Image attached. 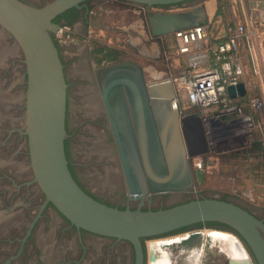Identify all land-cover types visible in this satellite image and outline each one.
Returning a JSON list of instances; mask_svg holds the SVG:
<instances>
[{
    "label": "water",
    "instance_id": "water-1",
    "mask_svg": "<svg viewBox=\"0 0 264 264\" xmlns=\"http://www.w3.org/2000/svg\"><path fill=\"white\" fill-rule=\"evenodd\" d=\"M86 1L89 0H53L34 7L19 0H0V35L12 41L26 73L25 130L21 134L28 142L27 185H35L43 196L37 218L50 204L71 227L126 243L134 253V264L143 263L144 239L216 223L235 232L255 263L264 264V224L235 203L200 198L165 209H141L144 200L149 202L153 194L193 191L189 161L206 152V143L199 114L180 116L173 82L166 79L147 84L143 69L132 61L100 67L94 76L127 195L129 200H137L138 206L134 210L110 207L90 197L74 181L63 145L66 85L52 38L59 25L53 19ZM124 1L147 8L153 37L207 23L203 6L179 13L151 10L191 0ZM226 91L231 99L246 94L243 83L229 86ZM32 226L33 223L20 239V247ZM150 250L149 260L154 261Z\"/></svg>",
    "mask_w": 264,
    "mask_h": 264
},
{
    "label": "rangeland",
    "instance_id": "rangeland-1",
    "mask_svg": "<svg viewBox=\"0 0 264 264\" xmlns=\"http://www.w3.org/2000/svg\"><path fill=\"white\" fill-rule=\"evenodd\" d=\"M252 2H260V0H191L178 7L164 6L151 10L158 13H179L196 6H203V8L204 5L207 8L212 6L215 15L209 21L208 33L213 41H217L227 34L229 27L247 24L244 22L252 21L251 19H253L251 24H258L254 20L259 19V9H254L252 13ZM147 11V8L143 6L124 0H99L93 5V9L84 23L68 26L71 29L70 32L52 36L53 41L65 43L67 49L70 50L72 63L68 72L69 78L75 83L78 81L73 89L76 96L70 97L67 127L82 140L77 144L70 143L68 158L74 165L79 180L85 184L88 190L94 196L110 202H115L123 192L122 177L118 175L120 170L116 164L115 166L112 164V162L116 163V149L112 143H108L107 139H104L105 134L102 130H98V125H92L88 120L102 111L100 100L96 98V84L91 76L93 68L98 69L114 63L97 64L94 51L103 47L119 51V62L132 61L139 65L143 69L147 84L177 78L187 67L186 58L178 56L172 34L159 37L151 35L146 18ZM17 57L16 50L12 48V41L4 40L3 35H0V117L4 118L2 122L7 126H23L24 128L23 117H21L24 116L25 111L22 73L19 70L21 65L19 66L17 62L10 65L12 60L18 59ZM6 65L8 66L7 69L5 68L7 72L4 71L6 72L4 74L2 69ZM11 70L14 71L12 75L9 74ZM82 79L92 82V91L88 95L84 94V87L80 84ZM175 93V101L181 113L199 114L202 119L206 143V152L189 161L193 179L191 200H198L203 196L212 199L233 198L239 204L251 208L263 216L264 107L253 116L252 124L247 125L238 120L214 119L212 115L203 114L196 107L190 106L185 93L179 92L176 87ZM249 93L252 96L260 97L258 91L255 92L251 89ZM96 111L98 112L95 114ZM90 131L93 133L92 135L87 134ZM20 147V143L16 147L9 143L7 152L3 154L2 165L15 163L21 172L22 164L19 160L24 156L22 149L17 156V162L14 161L15 159H11L14 152ZM68 158L66 157L69 162ZM197 163H201L200 167L196 166ZM95 164H99V168L95 167ZM9 171L11 170L9 169ZM23 194L25 191L20 195ZM8 200L6 198L3 202L7 203ZM39 205L40 203L36 201L30 210L18 212L19 217L13 215L15 212L2 216L3 212L0 211V264H74L73 261L76 260V257H74L73 250L69 249L76 247L77 240L68 235H62L58 217L50 212L45 215L43 221L38 223L32 234V239L40 251L39 257L42 259V263H40L39 257L30 263L28 255H23L14 261L10 257L1 255V252L4 254L10 252L11 256L15 254L18 243L10 242V240L13 241L17 233L21 235V239L28 223L25 226L20 224L18 228L13 226L22 217L26 221L27 218L35 216ZM3 218L10 221L3 220ZM212 230L225 231L236 237L243 244L242 246L254 264V259L244 241L235 232L222 227H199L182 233L146 239L142 241L146 259L150 249L151 253H154V248L150 247V243L153 241L193 233L194 235L181 244L162 246L165 243L161 242L160 247L166 249L169 255L171 254L174 264H189L187 261L189 254L199 251L202 245L201 264H230L233 257L226 252V248L216 245L211 238L205 235V232ZM101 246H103V242L100 241L91 243V256H94L91 261L87 262H91V264H120V255L113 257L108 255L107 259L106 257L99 259L98 257L104 255L105 244L103 247ZM113 250L116 253L118 248L113 247ZM26 251L28 252V249ZM122 253L125 251L122 250ZM155 256L158 258L159 255ZM87 262L83 264H87Z\"/></svg>",
    "mask_w": 264,
    "mask_h": 264
},
{
    "label": "flooded vegetation",
    "instance_id": "flooded-vegetation-1",
    "mask_svg": "<svg viewBox=\"0 0 264 264\" xmlns=\"http://www.w3.org/2000/svg\"><path fill=\"white\" fill-rule=\"evenodd\" d=\"M19 1H21L25 4H28V5L34 6V7H41V6L45 5L46 3L51 2L53 0H31V1L19 0ZM38 1H41V2L39 3ZM98 1L99 0H89V1H86L82 4H80L79 7L69 8L66 11L62 12L61 14L57 15L53 19V21L56 22V19L59 20L60 22L71 21L72 26H75L76 23H84L86 21L88 15L92 11L93 5H95L96 2H98ZM183 4L184 3L174 5V6L178 7V6L183 5ZM56 48H57V53H58V56H59V59H60L61 65H62L63 76H64L65 85H66L65 117H64L65 137L63 139V145H64L65 157L68 158L69 157L68 156V154H69L68 149L70 147V143L74 142L75 144H77L78 142H81V140H82L76 134H74L73 131L69 130L67 127V125H68V109H69V106L71 103L70 97L76 96L73 89L75 88V85H77L78 81H76V83H75L72 79L69 78L68 72H69L70 64L72 63V61H71L72 60V54H70V50L67 49V47L65 46V43H63L61 41H57ZM15 62H17L19 64V66L21 65L19 70H21V73H22V82H23L22 86H23V93H24V99H25V93H26V87H27L25 68L20 63L19 59L12 60L10 65H13V63H15ZM7 67L8 66L6 65L2 69L4 74L7 72L6 71ZM17 69H18V67L16 68V70ZM95 70L96 69L93 68L91 76L94 79V82L96 84V93H97L96 98H98L100 100V103L102 106V111H100V112L96 111L95 114L98 112L97 116L92 117L91 119L88 120V122H90L92 125H98V130H102L104 132L103 134H105L104 139L106 138L107 142L112 143L115 147V143H114L113 136L111 133V129L109 126L107 115L105 113V109L103 107L101 96H100V93H99L98 88H97V83H96L95 76H94ZM4 71H6V72H4ZM12 73H14V71L11 70L9 72V74L12 75ZM80 84L84 87V90H85L84 94L88 95V93H90V91H92L91 80L82 79V82ZM24 104H25V101H24ZM23 111L24 110L22 109V112ZM188 114H191V113L183 114L180 112V116L188 115ZM21 117H23V116H21ZM3 120H4V118L0 117V200H1L0 201V211L2 210V212H3L2 216L7 215L9 213L13 214L15 212L13 215H17L19 217L18 212L22 213L25 210H30L31 208H33L36 201H38L41 204L43 202V196L41 195V193L39 191H37L35 189V185H27V182L29 181V176H30V171L27 167V163H28V160H27V158H28V145L27 144H28V142H27V137L25 135L21 134V131L24 132L25 129L23 128V126L22 127H18V126H14V125L13 126H11V125L7 126L6 124H4V122H2ZM4 127H6V128L4 129ZM87 134L92 135L93 133L90 131V132H87ZM100 138L102 140V137H100ZM9 143L13 144L14 147H16L18 143L21 144V147L18 150H16V152H14V155L11 158V159H15L14 161L17 162L18 161L17 156L19 155V153L21 152V149H22L24 156L21 160H19L22 164L21 172H20L19 167L17 168L15 163L12 165H9V164L8 165H2V158L4 157L3 154H4V152H7L6 150L8 149ZM67 163H68V166L71 168V172L73 173V176H74L75 180L77 181L78 185L81 187V189L86 194H88L93 199H95V200H97V201H99L105 205H110L111 207L118 208V209L122 208V209L134 210L137 208L139 202L137 200H129V197L127 195V189L125 186V182L123 179V175L121 172V167H120V163H119L118 158H116V163L112 162V164L114 166L116 164V167L119 168V170H120V173L118 175H120L122 177L123 192L120 194V196L118 197V199L115 202H110V201H107L106 199L94 196L88 190V188L85 186V184L79 180V178L77 176V172L75 171V168H74V165L72 164V162H70V159H69V162L67 161ZM94 166L99 168V164H95ZM9 169L11 171H9ZM24 191H25V194L20 195ZM190 193L191 192H181V193L175 192V193L153 194V195H151L149 202L146 199L144 200L143 205L141 206V209L142 210H159V209L170 208L172 206H175L177 204H180V203H183V202H186V201L192 199L190 196ZM6 198L9 200L7 203H4L3 201ZM201 198H207V197L203 196ZM210 199H212V198H210ZM217 199L232 202V203L239 205L240 207L245 209L249 214H251L253 217H255L257 220L261 221L264 224V215L262 216L261 214H259V212H256L251 208H248L246 206L239 204L238 202H236L235 199L227 198V197H225V198L218 197ZM19 201L22 202V204L20 203L17 205V203ZM39 206L37 207L38 211H39ZM49 212L52 213L54 216H57L58 219L60 220V226H61L60 232L62 233V235H65V236L68 235L69 237L75 238L77 240L76 241L77 242L76 247L74 249H71V251L73 250V253L75 255L74 257H76V260L73 261L74 264H83L85 261H88L90 259V257H91L90 246H91V243L93 242V244H94L95 241L103 242V246L105 244V249L103 250L104 255L102 254V256L98 257L99 259L104 258V257H106V259H107L108 255L112 256V257L115 255H120L119 256L120 257V260H119L120 264H134V262H135L134 253L131 251V249H128L129 247L127 246L126 243H124L122 241H116L113 239L96 237V236L90 235L84 231H81V230L79 231V230L75 229L74 227H71L67 223L66 220H64L63 218L61 219L59 214L52 208V206L50 204H48L43 209V211L41 212V214L38 218H37V214H38V212H37V214L35 216H31V217L27 218L28 220H26V221L22 217V218H20V221L17 220V222H15L13 227H16V228H18L20 226V224L25 226L28 223V226L26 227V230L22 234V237L25 235L28 227L32 223H33V226H32V229L29 233V236L26 238L22 247H20V236L21 235L19 233H17L15 235L16 238L13 239V241L10 240V242L18 243L16 252L13 256H11L12 254L10 252H7L5 254L3 252H1V255L10 257V259H12L13 261L20 259V257H22L23 255H28V256H30V258H29L30 263L35 258L39 257L40 251L36 246V242L32 239V234H33L35 227L38 225V223L43 221L45 219V215ZM262 213L264 214L263 211H262ZM34 219H36L35 222H34ZM3 220L10 221L7 218H5V219L3 218ZM199 227H201L200 224L194 225V226H191L188 228H184V229H181L179 231H175L173 233H169L166 235H173V234H177V233H182L184 231H188V230H191L194 228H199ZM163 236H165V235H163ZM262 236L264 238L263 234H262ZM144 240H146V239H144ZM7 241L9 242V239H7ZM103 246H101V247H103ZM113 247H117L118 252L116 251V253H115V251L113 250ZM26 249H28V252L26 251ZM122 250H124V251L128 250V251L125 254V253H122ZM92 256H94V255H92ZM252 258H253V256H252ZM38 259H40V263H42L41 262L42 259L40 257ZM67 259H68V257H67ZM113 260H114V258H113ZM170 260H171V254H170ZM146 262H147V264L151 263L149 260V256L146 259L145 251L143 249V263L142 264H146ZM170 264H174L172 260H171ZM254 264H256L255 260H254Z\"/></svg>",
    "mask_w": 264,
    "mask_h": 264
},
{
    "label": "built area",
    "instance_id": "built-area-1",
    "mask_svg": "<svg viewBox=\"0 0 264 264\" xmlns=\"http://www.w3.org/2000/svg\"><path fill=\"white\" fill-rule=\"evenodd\" d=\"M208 24L172 34L178 56L186 58L187 67L171 81L179 92L185 93L189 105L203 114L208 113L214 119L231 118L251 125L253 115L263 108L261 98L250 95L248 99H243L249 92L246 91L243 97L231 99L226 89L242 83L245 73L240 57L242 49L251 77L257 79L262 76L264 61L260 56L257 40L259 35H264V25H235L221 40L212 41ZM70 30V27L60 25L56 34ZM200 164L197 163L196 166L200 167ZM192 235L194 234L178 235L179 242L174 244H181Z\"/></svg>",
    "mask_w": 264,
    "mask_h": 264
},
{
    "label": "bare ground",
    "instance_id": "bare-ground-1",
    "mask_svg": "<svg viewBox=\"0 0 264 264\" xmlns=\"http://www.w3.org/2000/svg\"><path fill=\"white\" fill-rule=\"evenodd\" d=\"M205 235L211 238L216 245L226 248V252L232 255V260L230 264H252L249 255L242 246L243 244L233 235L225 231H207ZM161 242H164L162 246H170L174 243L179 242V237H170L165 240H155L150 243V247L154 248V261H150V264H170V255L166 249L161 248ZM203 245L199 251H193L189 254L187 261L189 264H201V256L203 253ZM158 254V258H156Z\"/></svg>",
    "mask_w": 264,
    "mask_h": 264
},
{
    "label": "crops",
    "instance_id": "crops-1",
    "mask_svg": "<svg viewBox=\"0 0 264 264\" xmlns=\"http://www.w3.org/2000/svg\"><path fill=\"white\" fill-rule=\"evenodd\" d=\"M251 5H252L251 8L253 9V10H251L252 13H253L254 9L255 10H256V8L259 9L258 10L259 19L254 20V21L258 24L264 25V0H260V2H252ZM204 10H205V13L207 16V23H209V21H211L214 18L215 10L212 8V6H210V8H207V7H205V5H204ZM251 20L253 21V19H251ZM252 21L246 20L244 23H247V25L248 24L250 25ZM257 43H258L260 56L262 57V59L264 61V35L258 36ZM240 57H241V60L243 62L244 71H245L244 76L242 78V83L245 86V90L251 91V89H252L255 92L258 91V93H260V98L263 101V107H264V70H263V74L261 77H259L257 79L252 78L250 73H249V69H248L247 61H246V56H245V52L243 49L241 50ZM220 119H231V118H220ZM231 120H233V119H231Z\"/></svg>",
    "mask_w": 264,
    "mask_h": 264
},
{
    "label": "trees",
    "instance_id": "trees-1",
    "mask_svg": "<svg viewBox=\"0 0 264 264\" xmlns=\"http://www.w3.org/2000/svg\"><path fill=\"white\" fill-rule=\"evenodd\" d=\"M155 8V7H154ZM59 19V18H58ZM55 22V21H53ZM57 24L59 25H66V26H72V22L71 21H62L60 22L59 20L56 19V22ZM229 29H232V27L228 28ZM228 32V31H227ZM213 41V40H212ZM54 44L56 46V42L54 41ZM94 54L96 56L95 58V62L97 64H101L103 62H107V63H117L119 62V59H120V52L117 51V50H114V49H110V48H106V47H103V48H99V49H96L94 51ZM250 93L248 92L247 93V96H245V98L243 99H248L250 97ZM255 115V114H254ZM253 115V116H254ZM256 146V145H255ZM260 146V145H259ZM258 148V147H257ZM68 169L75 181V178L73 176V173L71 172V168L68 166ZM76 182V181H75ZM77 183V182H76ZM80 187V186H79ZM81 188V187H80ZM120 210H123L122 208H119ZM201 227H208V228H221L222 226L219 225V224H216V223H204V224H200ZM224 228V227H222ZM226 229V228H225Z\"/></svg>",
    "mask_w": 264,
    "mask_h": 264
}]
</instances>
